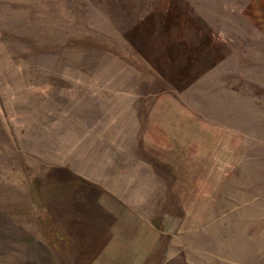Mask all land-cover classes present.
<instances>
[{
	"label": "rangeland",
	"instance_id": "rangeland-1",
	"mask_svg": "<svg viewBox=\"0 0 264 264\" xmlns=\"http://www.w3.org/2000/svg\"><path fill=\"white\" fill-rule=\"evenodd\" d=\"M262 183L264 0H0V264H264Z\"/></svg>",
	"mask_w": 264,
	"mask_h": 264
},
{
	"label": "crops",
	"instance_id": "crops-1",
	"mask_svg": "<svg viewBox=\"0 0 264 264\" xmlns=\"http://www.w3.org/2000/svg\"><path fill=\"white\" fill-rule=\"evenodd\" d=\"M245 187V186H244ZM243 195H246V190L243 189ZM258 195L259 197L264 199V183H262L258 189Z\"/></svg>",
	"mask_w": 264,
	"mask_h": 264
}]
</instances>
